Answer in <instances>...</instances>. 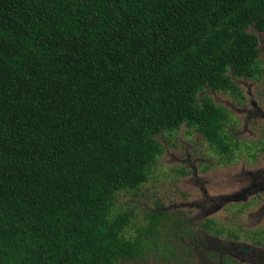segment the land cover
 Listing matches in <instances>:
<instances>
[{
	"label": "trees",
	"instance_id": "trees-1",
	"mask_svg": "<svg viewBox=\"0 0 264 264\" xmlns=\"http://www.w3.org/2000/svg\"><path fill=\"white\" fill-rule=\"evenodd\" d=\"M254 32L264 0H0V264L136 255L113 205L181 128L225 166L262 154L203 94L264 76Z\"/></svg>",
	"mask_w": 264,
	"mask_h": 264
},
{
	"label": "rangeland",
	"instance_id": "rangeland-1",
	"mask_svg": "<svg viewBox=\"0 0 264 264\" xmlns=\"http://www.w3.org/2000/svg\"><path fill=\"white\" fill-rule=\"evenodd\" d=\"M255 34L264 65V36ZM233 82L240 103L203 94L231 116L227 130L239 144L264 145V76ZM167 141L148 183L116 197L113 213L130 216L126 238L139 242L137 254L118 264H264V247L253 239L264 232V152L225 166L194 131L181 128Z\"/></svg>",
	"mask_w": 264,
	"mask_h": 264
}]
</instances>
